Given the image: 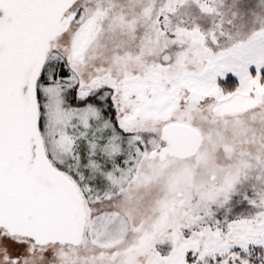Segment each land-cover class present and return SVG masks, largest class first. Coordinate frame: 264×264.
Here are the masks:
<instances>
[{
  "label": "snow or ice",
  "instance_id": "6c2138e0",
  "mask_svg": "<svg viewBox=\"0 0 264 264\" xmlns=\"http://www.w3.org/2000/svg\"><path fill=\"white\" fill-rule=\"evenodd\" d=\"M0 264H264V0H0Z\"/></svg>",
  "mask_w": 264,
  "mask_h": 264
},
{
  "label": "rangeland",
  "instance_id": "374dc122",
  "mask_svg": "<svg viewBox=\"0 0 264 264\" xmlns=\"http://www.w3.org/2000/svg\"><path fill=\"white\" fill-rule=\"evenodd\" d=\"M238 147V150H239V146H237ZM224 163H226V162H224Z\"/></svg>",
  "mask_w": 264,
  "mask_h": 264
}]
</instances>
